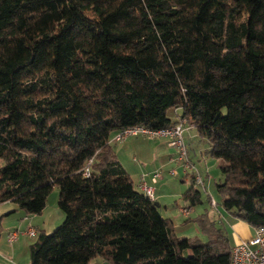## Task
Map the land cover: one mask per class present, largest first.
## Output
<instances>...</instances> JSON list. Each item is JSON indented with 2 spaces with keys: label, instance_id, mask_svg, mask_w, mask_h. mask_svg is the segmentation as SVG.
I'll return each mask as SVG.
<instances>
[{
  "label": "trees",
  "instance_id": "16d2710c",
  "mask_svg": "<svg viewBox=\"0 0 264 264\" xmlns=\"http://www.w3.org/2000/svg\"><path fill=\"white\" fill-rule=\"evenodd\" d=\"M182 121L222 161L221 208L264 226V0H0V204L39 215L57 188L62 214L29 264H230L225 227L178 236L110 146Z\"/></svg>",
  "mask_w": 264,
  "mask_h": 264
},
{
  "label": "rangeland",
  "instance_id": "374dc122",
  "mask_svg": "<svg viewBox=\"0 0 264 264\" xmlns=\"http://www.w3.org/2000/svg\"><path fill=\"white\" fill-rule=\"evenodd\" d=\"M167 114L169 118L172 120L176 118L172 110L169 111ZM137 136L140 135L129 136L122 141H111L112 151L115 154L117 153V151L118 152L121 151L119 153L120 160L123 161L127 160L126 166L128 167V170L130 172L129 174L131 175V177L133 178L136 184H137V175L134 174H138L139 179L142 178L143 175L147 176L148 174L147 172H149L152 169L151 161L153 160V159L151 160V155L148 154V150H147L148 145H146L147 143H151V142L149 140H146V144H145L143 141H141L143 138ZM135 141H137L138 143H135ZM139 143L145 145H140ZM185 145L191 157H193V153H197V152H202L204 155L206 164L202 167H199L200 171L197 169L198 167L196 168L195 165H192L197 170V172L200 175H202L201 176L202 179L204 178L203 179L205 182L204 184L208 185L207 191H205L199 186H196L201 192V203L196 205L194 208H192L189 211V216L187 215L185 216L181 213L180 209L185 208L187 206L182 201V195L192 185L191 175L193 176V170L189 169L185 173L180 168L182 166L181 164H179L180 165L179 168L181 170H179V175L177 177H171V176L169 178L166 177V180L163 182V184L166 185V189L161 191L163 197L161 198L160 201H156L157 198H155V202H157V204L160 205L159 212L161 216L172 220L173 226L175 228V232L178 236L188 237V238H193L194 236H197L199 239L204 241L205 238L200 233L199 229L197 228L198 226L194 223L193 220H195L199 215L206 212L209 214L210 218L213 219L215 207L211 208L210 199L214 201V203L217 206L216 208L221 209V211H224L221 208V197L216 191V184L222 181V177L220 174V166L222 164V161L215 160L209 156L208 143L206 142V140H204V138L197 137L195 139H189V140L185 138ZM128 146L129 148L126 149V147ZM137 147H139V150L137 149ZM132 151L133 152L136 151L137 154L132 153ZM217 162H219V164ZM1 164L2 163L0 161V166ZM137 168L139 170L136 171ZM156 172L160 174V177L158 178V182H160L162 172L156 170L154 173ZM149 180L150 179L147 178L146 182L148 185H151ZM57 200H58V189L53 188L46 199V205L43 213L41 214L42 215L41 221L42 220L45 221L46 223L45 230L47 233H50L62 221L61 218H59V222L57 221H55V223L52 222L53 220H56L57 217L56 215H58L59 213L57 207ZM165 206L167 208L166 210H164ZM224 213L227 212L224 211ZM229 215L230 214H227V217H230ZM41 221L38 220L37 223ZM216 221L219 222L218 220ZM223 222L225 226H228L226 221L223 220ZM32 239L36 240V238H32ZM34 240H32V242ZM89 264H109V263L103 261L101 258H95L91 262H89Z\"/></svg>",
  "mask_w": 264,
  "mask_h": 264
},
{
  "label": "crops",
  "instance_id": "0c3cea01",
  "mask_svg": "<svg viewBox=\"0 0 264 264\" xmlns=\"http://www.w3.org/2000/svg\"><path fill=\"white\" fill-rule=\"evenodd\" d=\"M184 136L187 140L195 139L199 137L194 131V129H189V128H185L183 131V141L185 144ZM137 137L143 138L141 141H143L145 144H146V140H149L151 142V143H147L146 145H148V148H147L148 154L151 155V160L153 159L151 161L152 169L149 172H147L148 173L147 176L143 175L144 181L146 182L147 178L150 179L152 176L151 174H154L156 170H158L159 172H162L160 182H157L155 185H151L154 187V196L155 198H157L156 201H160L161 198L163 197V194H161V191L166 189V185L163 184V182L166 180V177L167 178H169L170 176L177 177L179 175V170L181 169L185 173L186 171L182 166L180 167L179 165L180 163L176 161V156H177L176 150L174 148H170L167 146L168 139H165V138L149 139V138L142 137V136H137ZM112 141L114 140L112 139ZM135 143H138V142L135 141ZM139 144L145 145L142 143H139ZM110 146H112L111 142H110ZM139 147H137L138 150H139ZM127 148H129V146L126 147V149ZM119 150H122V149H119ZM209 150L210 149L208 145V152ZM120 152L117 151V153L116 154L114 153V154L118 158L123 169L131 177V175L129 174L130 172L128 170V167L126 166L127 160L123 161V160H120L119 158ZM132 153L137 154L136 151L135 152L132 151ZM187 153L189 154L188 150H187ZM188 156H189V159L192 165H195L196 168L198 167L197 169L199 171H200L199 167H202L206 164L204 155L202 152L193 153V157H191L190 154ZM217 163L219 164V162ZM137 170L139 169L137 168L136 171ZM134 175H137V185H138L140 183L141 178L140 179L138 178L139 177L138 174H134ZM191 180H192V175H191ZM207 189H208V185L204 184V190L207 191ZM158 207L160 210L159 204H158ZM216 207L217 206H215V208L211 206V208H214L215 210L213 219L210 218L207 212L205 214L210 221H212L216 225L219 224L218 226H220V228L225 227L226 231L228 232L229 244L231 247L235 246L236 244L240 242L248 241L254 236V228L242 222L240 219H238L237 217L231 214L229 215L230 217H227L228 213H224V211H221V209H218ZM166 209L167 208L165 206L164 210ZM41 214L26 215L23 211L19 210L17 206L13 203L5 202V203L0 204V264H29L28 246L30 245V243H32V240H34L32 239L34 238V236L26 235V231L29 228H33L35 231H38V230L46 231L45 230L46 223L44 220L41 221L42 219ZM188 215H189V212H188ZM56 216H57L56 220L52 221L53 223H55V221L59 222V218H61L62 220V214L60 213V211L58 215ZM38 220H40L41 222L37 223ZM216 220H218L219 222H217ZM223 220L226 221L228 226L224 225ZM13 232L17 234V237H16V240L10 244L8 243L7 239H8V235Z\"/></svg>",
  "mask_w": 264,
  "mask_h": 264
},
{
  "label": "built area",
  "instance_id": "2783aa9c",
  "mask_svg": "<svg viewBox=\"0 0 264 264\" xmlns=\"http://www.w3.org/2000/svg\"><path fill=\"white\" fill-rule=\"evenodd\" d=\"M186 127L185 121L180 124L169 128L161 130H150L142 126H135L123 129L114 138V141H122L125 138L133 135H140L149 139H168L167 146L174 148L177 152L176 161L179 162L185 171L191 169L193 170L192 180L196 186L204 189V181L197 170L192 166L189 160L186 146L183 141V131ZM85 176H88V171L85 170ZM160 177L159 173H154L150 178L151 185H155ZM148 185L143 177L138 184V189L145 197H147L151 202H155L154 187ZM210 205L215 207L216 204L212 199H210ZM181 213L187 215L188 211L185 208H181ZM26 235L34 236L35 230L29 228L26 231ZM17 234L15 232L8 235V243H12L16 240ZM230 264H264V226L257 227L254 229V236L245 242H240L231 248V259Z\"/></svg>",
  "mask_w": 264,
  "mask_h": 264
},
{
  "label": "water",
  "instance_id": "95a60500",
  "mask_svg": "<svg viewBox=\"0 0 264 264\" xmlns=\"http://www.w3.org/2000/svg\"><path fill=\"white\" fill-rule=\"evenodd\" d=\"M155 206H158V204H157V203H155Z\"/></svg>",
  "mask_w": 264,
  "mask_h": 264
}]
</instances>
